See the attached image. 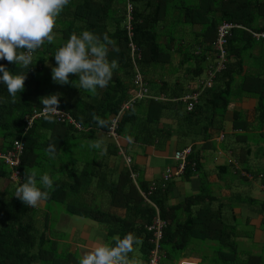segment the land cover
Instances as JSON below:
<instances>
[{
    "label": "trees",
    "instance_id": "16d2710c",
    "mask_svg": "<svg viewBox=\"0 0 264 264\" xmlns=\"http://www.w3.org/2000/svg\"><path fill=\"white\" fill-rule=\"evenodd\" d=\"M126 1L70 0L57 18L54 42H46L36 50L29 69L0 60V64L13 75H26L24 90L17 93L15 103H12L6 85L0 82V152L8 149L15 139H20L22 143L16 166L20 179L16 183L12 182L13 186L8 192L6 188L0 189V264H79L76 256L68 251L66 242L61 243L60 248L58 241L62 237L52 236L51 230L58 212L47 215L43 211L42 218L37 220L39 216H36L34 208L14 196L15 189L25 182L26 168L37 170L38 180L39 175L45 172L53 177L54 190L45 200L47 205H53L68 216L98 221L106 225L109 236L115 234L122 239L132 234L140 241L138 248L143 261L147 260L152 247L149 241L151 232L144 225L150 223L154 209L142 200L126 169L119 171L115 180L106 179L101 170L95 171L96 154L92 149L88 151L83 147L78 128L69 123L55 119L50 122L43 115L32 120L31 125L24 130L23 115L31 107L43 106L41 97L59 93V107L65 109L80 128L91 126L106 130L97 126L92 114L106 120L108 115L115 114L120 102L135 92L132 76L136 71L147 87L152 82L151 77L155 76L156 67L168 64L175 52L179 56L177 66L184 68L182 77L190 79L202 72L206 58L214 64L211 42L221 21L240 24L250 30H264V0H128L131 5L128 37L125 27ZM193 24L199 25L200 29L192 34L190 42H186L179 34L180 28ZM84 31H90L101 39L107 34L114 41L113 45L108 46L107 58L109 62L118 61V68L113 70L109 84L103 89L98 88L96 94L78 89L71 83L60 85L52 80V68L57 66L55 52L73 33L81 35ZM260 39L264 40V37L253 39L245 29L232 28L224 44V68L216 72L210 87L199 92L197 102L190 111H186L182 103L173 100L188 92V88L179 79L172 85L160 81V92L164 99L145 97L135 100L121 114L116 132H121L126 126L132 127L134 123L138 126L140 123V128L153 125L164 110H170L171 115L177 118V124L160 131L166 138L176 133L179 138L190 136L193 142L196 136L206 138L210 128L221 129L223 110L230 97L248 94L256 97L260 105L257 134L258 140L264 142V74H241L243 50L254 44V40ZM128 42L135 47L137 57H134L135 54L131 57ZM69 80L76 81L78 76L70 74ZM149 90L147 87L146 91ZM151 91L153 95L157 94L155 90ZM235 120L237 118H233ZM235 125L233 122V127ZM146 128L156 129L151 126ZM152 133L151 137L142 141L147 143L157 137L156 132ZM49 144L56 146L55 159L45 154ZM192 145L183 172L185 176L193 174L200 165L199 156ZM246 147L245 154L241 153L238 159L240 170L234 171L233 175L244 182H250L254 177L264 181V167L261 164L255 163L254 168L246 164L247 151L250 150L248 145ZM103 163L101 159L100 164ZM227 163L220 165V168H226L229 165ZM80 165L82 167L79 170ZM255 167L260 168L256 171ZM8 173L9 168L0 159V178H6ZM92 179L94 185H91L90 190ZM138 181L140 187L145 189L146 183ZM167 184L164 190L157 189L149 196L158 207V215L166 223L158 241L159 263L174 264L193 240H211L214 242L211 249L216 256L213 259L215 263L264 264V253L239 254L234 241L235 225L224 220L220 212L222 202H217L218 207L213 208L211 204L215 199L201 193L189 195L181 202L168 206L165 203ZM94 188L105 191L112 207L124 208L126 217L96 209V206L89 204ZM239 201L253 207L255 214L261 215L260 227L264 228V199L258 201L248 196ZM198 204L200 206L194 208ZM179 212L184 213L181 220L177 217ZM51 220L54 224H50ZM34 221L38 224L35 225Z\"/></svg>",
    "mask_w": 264,
    "mask_h": 264
},
{
    "label": "crops",
    "instance_id": "0c3cea01",
    "mask_svg": "<svg viewBox=\"0 0 264 264\" xmlns=\"http://www.w3.org/2000/svg\"><path fill=\"white\" fill-rule=\"evenodd\" d=\"M183 27H187L188 29L186 28L183 30L191 35L198 32L200 29V26L197 24H193L191 26L184 25ZM191 38H193V35ZM184 40L186 42H190L186 39ZM254 41V44L247 46L246 49L243 50L241 57V74H264V40L260 39ZM178 59V54L174 52L172 54L171 62H174V65H177ZM212 61H214V59ZM211 64V59L206 58L202 72L198 76H194L190 79L182 77L183 72L179 75L174 73L170 77H157L155 75V79L152 80L155 84L150 85L152 82L147 84L148 90L150 89L147 97L159 99L160 94H162L160 92L162 91L160 90L162 87L160 81H166L168 85H172V83L177 82L179 79L182 85L188 88V91L193 90L194 79L203 78L206 75V69ZM203 72L204 75L201 77ZM152 75L154 74H150V76ZM151 90H155L154 93H157V96L153 95ZM259 106L257 98L252 95L240 94L230 97L229 102L223 110L221 129L210 128L207 130L206 138L196 136L193 142L190 141V136L182 141V138H179L176 133H172L166 138L164 133L160 131V129L175 127L177 124V118L171 115L170 110H164L163 114L155 124L146 125V127H156V129H147L146 127L140 128V123L139 126L134 123L131 124L133 125L132 127L126 126L121 132L117 133L115 138L108 136L106 130L91 128V126H81V128L79 127L77 129V132L79 131L80 133L79 137L83 147L88 151L90 149L88 146L91 143L99 139L104 140L102 148L106 147V154H103L100 149H92L96 154V165L93 169H95V171L101 170L104 173L105 178L108 180H115L117 173L126 169L123 155L130 158L129 165L136 174L135 179L137 182V185L133 186L139 195L143 188L140 187L138 180L144 181L146 183V187L150 180H156L159 182L162 169L166 165L174 166V164H176L171 157L173 151L185 145H192L193 143L192 146L194 147L195 152L197 151V155L199 156V168L189 176L182 174L180 177L174 178L168 182L165 191V203L168 206H171L181 202L189 195L204 193V195H209L211 198L215 199L211 206L216 208L218 207L217 202H222L221 200L230 194L232 185H227V179L230 175L234 176V171L240 170L238 159L240 160L241 153L245 154V150H247L246 145L249 146V149H252L253 153L250 155V150L247 151L248 155L246 158V164L253 166L256 159H261L258 164H261L264 167V142L258 140L257 134V127H260V120L258 118L260 115V111H258ZM233 118H237V120L233 121ZM109 119L110 115H108V120ZM132 121L135 122L134 119H132ZM233 122L236 123L235 127H233ZM152 132H156L157 137H154V139L150 142H143L142 140L144 138H148L149 136L151 137L153 134ZM220 133H222L221 139L218 136ZM128 136L132 137L131 143L127 140ZM220 141L224 145L226 152L218 149L221 147L218 145V142ZM213 143L216 144L213 146ZM209 149L213 154L210 158L206 156V152ZM213 156L220 161H216ZM101 159L104 160L103 164H100ZM202 163H205L206 165H203ZM226 163L229 164L226 168H220V165ZM93 169L91 168V170ZM248 177H250V175ZM6 178H0V189H7L8 186H13L12 181ZM257 178V188L264 191V188L261 187L264 181H261L259 177ZM92 181L89 183L90 190L92 189L91 185H94V180L92 179ZM107 197L108 196L105 191L101 192L100 189L94 188L89 204L96 206V209L109 211L125 218L126 215L124 208L112 207L110 203H108ZM47 204L48 203L45 201H42L38 207L34 208L35 213L41 215L37 220L42 218L43 211H46L47 215L58 212L55 224L52 226V236L54 234V237L56 238V234L61 233L63 237H60L61 240L58 241L60 248L61 243L66 242L68 244V251L74 255L77 254L75 256L78 260L81 259V254L90 250V247L101 244L115 246V239L118 238L119 235L112 234L109 236L106 225L99 223L98 221L77 216L78 219L76 220H78V223H70L67 229L68 233H65L66 231L59 230L60 228H58L57 225L62 221L60 213H63L60 209H55L53 205ZM199 206L200 204L194 206V208ZM242 211V207L238 204L230 206L229 208H220V212L224 220L235 225L236 233L234 241L239 254L243 256L244 253H264V228L260 227L261 215H248L244 212L242 215ZM177 214V217L180 218L179 220L183 219V212H179ZM59 216L61 218H59ZM194 243H196L197 246H195L196 244ZM191 244L194 246L191 248H189L191 245L188 246V248L184 251V254L180 255L174 264H199L201 260L206 258L215 263L213 259H215L216 256L213 249H211L214 246L213 241L193 240ZM239 244L244 245L239 246ZM138 247L139 243L135 244L134 251L129 254L131 257L130 264H146L147 262V260H142Z\"/></svg>",
    "mask_w": 264,
    "mask_h": 264
},
{
    "label": "clouds",
    "instance_id": "9594fccd",
    "mask_svg": "<svg viewBox=\"0 0 264 264\" xmlns=\"http://www.w3.org/2000/svg\"><path fill=\"white\" fill-rule=\"evenodd\" d=\"M69 3L70 0H0V60H7L9 63L14 62L17 66L29 69L33 64V54L36 50L41 48L46 42L48 44L54 42V28L57 23V18ZM113 44L114 41L107 34H104L103 39H101L100 36L90 31H84L81 35L73 33L69 40L63 46L59 47L54 54L57 66L52 68V80L60 85L71 83L78 89L96 94L98 88L103 89L109 84L113 76V70L118 68V61L112 60L109 62L107 58L108 46ZM0 73H2L0 75V82L6 85L9 95L12 97V103H15L17 93L24 90L26 75L25 73L13 75L2 64H0ZM70 74H76L78 80L70 82ZM182 95L173 98V100L178 101L176 99ZM159 99H164V96L160 94ZM40 101L43 105L42 111L45 119L50 122L54 121V117L61 113L59 111L60 94L57 93L41 97ZM92 120L100 128L107 129L110 123V119H102L95 113L92 114ZM25 129L27 128H25L24 124ZM127 140L131 143L132 137L128 136ZM103 144L104 140L99 139L91 143L88 147L90 149H100L103 154H106V147L102 148ZM190 149L191 153V146ZM45 154L50 159H55L57 154L56 146L49 144L45 149ZM123 156L124 160L125 157H128ZM125 165L129 179L136 186L135 172L126 160ZM130 172L134 174L133 178L130 176ZM37 176V170L26 168L25 182L15 189L14 194L25 205L33 208L38 207L42 201L47 200L50 192L54 190V179L47 172L39 175V180ZM6 179L13 183L17 182L9 179V173ZM153 181L157 182L156 180ZM262 185L264 184L262 183ZM146 188L141 191H145ZM164 188L165 186L162 189L160 187L157 189L164 190ZM149 196V201L154 204ZM141 198L152 207L142 196ZM155 207L158 210L156 205ZM138 243L139 240L137 238L132 234H128L122 239L116 238L115 246L101 244L90 247L89 251L81 254L79 264H130L131 257L129 254L134 251V245Z\"/></svg>",
    "mask_w": 264,
    "mask_h": 264
},
{
    "label": "built area",
    "instance_id": "2783aa9c",
    "mask_svg": "<svg viewBox=\"0 0 264 264\" xmlns=\"http://www.w3.org/2000/svg\"><path fill=\"white\" fill-rule=\"evenodd\" d=\"M130 9H131V5L127 0L125 3L127 25L125 27L128 37L130 36V26L128 24V20L130 19L129 17ZM232 28L245 29L248 33H250L251 37L254 39L264 37V30H250L248 28L241 26L240 24L221 21L216 27V34L211 42V46L214 51L213 53L214 64L208 66V68L206 69V75L203 78L194 79L193 90L188 91L187 93L183 94L181 97L176 99L183 103L185 110L189 111L193 108L194 104L197 101V96L199 92L202 91L204 88L210 87L212 85L213 78L216 72L224 68L225 66L224 44L226 41V37L229 35L230 30ZM128 46L131 57L134 54H135L134 57H137L138 53L136 52L135 47L130 42H128ZM132 83L135 88L134 94L121 101L118 106L117 112L110 117L109 120L110 123L106 129V133L110 137L113 138L116 137L117 122L120 119V116L123 113V111L130 108L135 100L147 97L148 95L146 92V87L144 85V82L137 71L133 75ZM42 110H43V106L31 107V109L23 116L25 128H28L31 125L32 120L44 115ZM59 111L61 113H59L54 117L56 121L66 122L73 125L76 128H79V125L73 120L71 115L66 110L59 107ZM218 136L219 138H221L222 134L220 133ZM190 151H191L190 146H185L181 149L174 150L171 157L176 162V164H174V166L166 165L160 173V182H155L151 180L146 190L140 191V194L143 197V199L148 203H150L154 208V214L151 218L150 223L144 225L145 229L151 232V237L149 241L152 243V247L149 249L148 252V258L146 264H171L165 262L162 263L158 262L159 260L158 241L161 237L162 230L165 227L166 223L162 218L159 217L157 208L155 207L154 204H152L149 201L148 196L151 193H153L158 187L162 189L165 186L166 182H168L172 178L179 177L180 175L183 174L185 165L187 163L186 159ZM21 152H22V143L20 139L13 140L11 146L7 150L0 152V159L5 165L9 167V179L13 181H19L20 179V175L16 169V166L19 162V155L21 154ZM125 160L126 162H129L128 157H125ZM191 165H193V163ZM130 176L133 178L134 174L130 172ZM262 187H264V185H262Z\"/></svg>",
    "mask_w": 264,
    "mask_h": 264
},
{
    "label": "rangeland",
    "instance_id": "374dc122",
    "mask_svg": "<svg viewBox=\"0 0 264 264\" xmlns=\"http://www.w3.org/2000/svg\"><path fill=\"white\" fill-rule=\"evenodd\" d=\"M172 23V22H171ZM170 24V23H169ZM182 28V29H181ZM180 28V31H179V34L181 35V37H184V39H186V40H188V41H190L191 40V36H190V34L189 33H187V32H185L183 29H186L187 27H181ZM179 29V28H178ZM188 29V28H187ZM183 70H184V68H181V67H178L177 65H174V62H169L168 64H165L164 66H157L156 67V70L154 71L155 73V75L157 76V77H160V76H163V77H165V76H167V77H170L172 74H173V72L175 71V73L177 74V75H179L181 72H183ZM203 75H204V72L201 74V77H203ZM155 79V77H151V80H154ZM167 80V79H166ZM154 85V82H152V83H150V85ZM185 138H188V136L186 135V136H183V138H182V141H184L185 140ZM227 141V140H226ZM216 143H213V146L215 145ZM218 145H220L221 147L220 148H218L219 150H222V151H224V152H226V149H224L225 147H224V145L221 143V141L220 142H218ZM253 153H252V149H250V155H252ZM211 155H213L212 154V152H211V150L209 149L207 152H206V156L207 157H211ZM214 157V156H213ZM252 158H254V157H252ZM214 159L216 160V161H220V160H217L216 159V157H214ZM210 160V159H209ZM259 160H261V159H256L255 160V163H259ZM210 162H211V160H210ZM214 162V161H213ZM203 165H206L205 163H202ZM81 165L80 166H78V169L80 170L81 169ZM252 168H254V167H252ZM258 168H260V167H255V169L254 170H256L257 171V169ZM247 182H244L241 178H239L238 176L237 177H235V176H232V175H230L229 177H228V179H227V185H232L231 187V191H230V194L225 198L224 197V199L223 200H221L222 201V205H221V207H223V208H229L230 206H233V205H236V204H238L239 206H241L242 207V215H243V212L244 213H247L248 215H254L255 214V212H254V210H253V207H251V206H249V205H247V204H244V203H241L240 201H239V199H245L246 197H255L258 201H260V200H262V199H264V191L263 190H261V189H258L257 188V185H258V178L256 177H254L252 180H250V182L249 183H247ZM0 184H1V180H0ZM10 186H11V184H10ZM249 187V188H248ZM9 189H10V187L8 186V188L6 189V192H8L9 191ZM3 197H6V195H4ZM239 201V202H238ZM62 212V211H61ZM63 213V212H62ZM36 216H41L40 214H36ZM60 216L62 217V221L60 222V223H58V228H60L59 230H63V231H66L65 233H68L67 232V229H68V226L70 225V223H74V224H77L78 222V220H76V219H78L77 218V216H65V215H63V214H61L60 213ZM59 216V218H61ZM35 223V225H37L38 224V222L37 221H34ZM50 224H54V222L51 220L50 221ZM57 236H60V237H63V235L61 234V233H58V234H56ZM194 244H196V243H194ZM244 244H239V246H243ZM194 245H191L189 248H191V247H193ZM195 246H197V244L195 245ZM136 249H137V247H136ZM137 251V250H136ZM188 253H189V250H188ZM75 255H77V254H75ZM173 263H175V262H173ZM199 264H215V263H213L210 259H208V258H206V259H203V260H201V262L199 263Z\"/></svg>",
    "mask_w": 264,
    "mask_h": 264
}]
</instances>
